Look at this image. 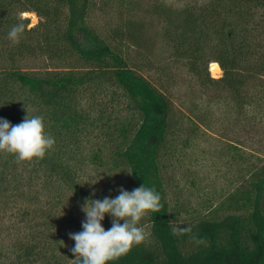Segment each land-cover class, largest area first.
<instances>
[{
    "label": "trees",
    "instance_id": "trees-1",
    "mask_svg": "<svg viewBox=\"0 0 264 264\" xmlns=\"http://www.w3.org/2000/svg\"><path fill=\"white\" fill-rule=\"evenodd\" d=\"M105 1L0 0V118L18 125L27 113L42 116L55 139L43 159L17 162L0 153V201L38 203L45 191L49 195V209L40 210L48 229L41 246L35 242L41 233L30 235L12 261L34 264L41 254L43 264H75L57 249L72 219L60 210L67 201L76 208L95 199L85 176L96 170L115 180L126 173L134 189L155 187L163 204L147 214L149 237L109 264H264V164L247 179L236 212L182 223L162 162L170 137L179 132L169 96L174 65L186 68L206 92L228 94L242 121L264 127V0H198L180 9L158 4L160 40L167 48L161 58L153 56L130 0H121L124 10L101 30L92 24L94 8L110 6ZM25 12L35 13L37 24ZM17 23L24 31L13 43L8 32ZM131 54L161 73L162 87L133 65ZM38 56L61 66L20 65ZM213 62L219 77L210 72ZM174 224L191 225L207 243L174 236Z\"/></svg>",
    "mask_w": 264,
    "mask_h": 264
},
{
    "label": "rangeland",
    "instance_id": "rangeland-1",
    "mask_svg": "<svg viewBox=\"0 0 264 264\" xmlns=\"http://www.w3.org/2000/svg\"><path fill=\"white\" fill-rule=\"evenodd\" d=\"M130 1L132 2L130 12L148 34L153 56L161 58L167 55V48L160 40L161 21L155 11L156 6L163 4L180 9L198 0ZM105 2L110 4L107 9L94 8L92 14V24L99 30L105 27L107 22L114 21L120 10H124L120 4L121 0ZM23 15L30 18L31 25L37 24L38 16L35 13L25 12ZM131 55L133 65L160 87L161 73L143 67V61ZM20 65L26 69H46L61 66V63L38 56L21 60ZM217 71L214 70L216 74L214 77L221 76V69ZM172 73L176 80L171 79L169 96L174 104L179 132L170 137L168 153L162 156L171 204L179 211L178 219L182 223L191 222L204 215L221 216L234 213L238 207L236 198L244 193L247 179L264 164V127L259 125L254 127L250 121H242L238 111L233 109L228 94L212 95L206 92L183 66L174 65ZM85 181L86 189L92 194L95 192L97 200H103L105 197L115 198L119 195L118 189L121 187L129 192L134 189L126 173L120 174L115 180L96 170H89ZM48 196L45 191L38 203L16 197L6 200L2 198L0 264H29L26 261L12 260L22 242H29L30 235L36 236L40 232L35 242L39 240L41 246L43 234L48 229L44 225V217L40 210L49 209L45 202ZM73 202L74 200L67 201L66 206L60 210L65 214L71 213L72 219H67L69 227L64 228L65 235L57 249L60 254L75 258L71 252L75 241L70 239L69 233L83 231L82 221H85L86 215L81 210L85 201L77 203L76 208L71 207ZM45 207L46 209H43ZM37 209L40 211L39 215L35 213ZM35 223L39 224V227L34 228ZM101 223L105 230H108L112 226V218L106 214ZM138 226L144 228L147 239L151 230L147 215L141 219ZM56 236L60 237V234ZM39 250L43 252L42 249ZM40 256L41 260L34 264L45 262L43 256L41 254Z\"/></svg>",
    "mask_w": 264,
    "mask_h": 264
},
{
    "label": "clouds",
    "instance_id": "clouds-1",
    "mask_svg": "<svg viewBox=\"0 0 264 264\" xmlns=\"http://www.w3.org/2000/svg\"><path fill=\"white\" fill-rule=\"evenodd\" d=\"M23 31V23H17L8 32V38L18 43ZM54 144L55 139L46 132L42 116L29 117L27 113L18 125L0 118V153L14 155L17 162L43 159ZM118 191L115 198L86 199L81 206L86 215L82 221L83 231L69 233L70 239L75 241L71 249L75 264H109L126 255L134 245L145 241V230L138 225L149 212H160L163 208L160 194L155 187L145 184L131 192L122 187ZM106 214L112 218V226L108 230L101 223ZM172 234L177 237L188 235L190 241L197 245L207 243L193 233L191 225L181 227L174 224Z\"/></svg>",
    "mask_w": 264,
    "mask_h": 264
},
{
    "label": "bare ground",
    "instance_id": "bare-ground-1",
    "mask_svg": "<svg viewBox=\"0 0 264 264\" xmlns=\"http://www.w3.org/2000/svg\"><path fill=\"white\" fill-rule=\"evenodd\" d=\"M212 69H213V71L215 70V71H217L218 69L220 70V68H219V64L217 63V62H213L212 63ZM218 72V71H217Z\"/></svg>",
    "mask_w": 264,
    "mask_h": 264
},
{
    "label": "built area",
    "instance_id": "built-area-1",
    "mask_svg": "<svg viewBox=\"0 0 264 264\" xmlns=\"http://www.w3.org/2000/svg\"><path fill=\"white\" fill-rule=\"evenodd\" d=\"M210 68H211V70H212V71H211L212 75L216 76L215 72H214L213 69H212V64H211V67H210ZM219 74H220V73H219Z\"/></svg>",
    "mask_w": 264,
    "mask_h": 264
}]
</instances>
